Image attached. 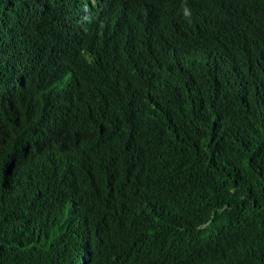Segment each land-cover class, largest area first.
<instances>
[{
	"label": "trees",
	"instance_id": "16d2710c",
	"mask_svg": "<svg viewBox=\"0 0 264 264\" xmlns=\"http://www.w3.org/2000/svg\"><path fill=\"white\" fill-rule=\"evenodd\" d=\"M84 3L0 0V264H264V32L200 38L247 4Z\"/></svg>",
	"mask_w": 264,
	"mask_h": 264
},
{
	"label": "clouds",
	"instance_id": "9594fccd",
	"mask_svg": "<svg viewBox=\"0 0 264 264\" xmlns=\"http://www.w3.org/2000/svg\"><path fill=\"white\" fill-rule=\"evenodd\" d=\"M213 0H198V6L201 7L203 15L206 14ZM220 4H224L230 8L233 5V0H217ZM247 4V7L243 10H237L235 17L231 24L228 26L225 36L223 38H216L208 34L200 36L204 41L215 39L218 48L223 47H235L239 48L245 53L251 56H258L263 54L262 41H259L253 48H249L247 45L235 42L236 38L241 34L242 29L247 27L249 30H256L263 34L264 32V0H242ZM85 10L91 12L89 16L87 11H83L77 8V16L82 23L94 22L97 19V15L104 16L106 18H113L117 14L116 0H85ZM191 13L188 9H185V16L190 17ZM162 28L164 30V36L166 41L181 40L184 36L176 34L173 29L163 22ZM233 32V34H232ZM147 47H156L147 44ZM157 48V47H156Z\"/></svg>",
	"mask_w": 264,
	"mask_h": 264
}]
</instances>
